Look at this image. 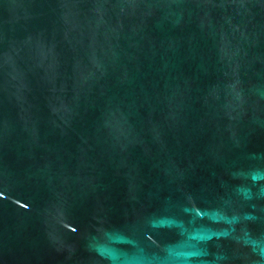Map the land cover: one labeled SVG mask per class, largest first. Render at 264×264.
<instances>
[{"label": "water", "instance_id": "1", "mask_svg": "<svg viewBox=\"0 0 264 264\" xmlns=\"http://www.w3.org/2000/svg\"><path fill=\"white\" fill-rule=\"evenodd\" d=\"M0 264H264V0H0Z\"/></svg>", "mask_w": 264, "mask_h": 264}]
</instances>
